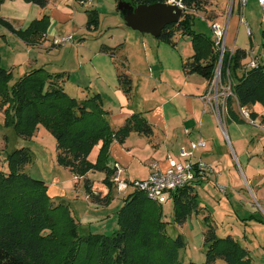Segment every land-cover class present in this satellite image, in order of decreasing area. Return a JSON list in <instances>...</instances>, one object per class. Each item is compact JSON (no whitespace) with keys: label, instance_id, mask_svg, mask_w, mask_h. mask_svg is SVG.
<instances>
[{"label":"trees","instance_id":"obj_1","mask_svg":"<svg viewBox=\"0 0 264 264\" xmlns=\"http://www.w3.org/2000/svg\"><path fill=\"white\" fill-rule=\"evenodd\" d=\"M3 0H0V4ZM45 8L47 0H23ZM166 0H130V4L152 5ZM183 15L177 23L165 26L157 41L176 46L177 36H187L192 55L181 62L186 75L196 74L209 86L220 64L219 84L229 85L230 94L224 98L226 118L244 123L240 112H249L253 121L256 113L249 111L257 103L264 106V65L245 69L243 63L248 53L235 47L224 50L220 59L219 47L214 39L192 30L195 17L200 14L210 25L216 17L211 9L215 0H181ZM117 11L118 8H117ZM120 12V11H119ZM123 16L124 13L120 12ZM86 28L98 27L96 10L86 11ZM0 25L12 31L30 46L47 41L49 17L43 14L24 29H14L0 17ZM119 47L101 44L99 53L115 56ZM119 90L126 98L132 92L128 74L115 63ZM64 72H50L43 67L30 68L12 83V72L0 63V113L3 125L16 136L31 138L38 128H45L55 140L56 162L72 175L83 178L90 171H102L104 183L111 190L113 168L109 166V147L114 141L123 142L130 132L150 137L152 126L140 114L133 113L118 129H113L106 116L98 93L78 100L64 90ZM264 122V119H262ZM99 144L94 162L88 160L91 150ZM7 171L0 170V264H180L178 251L185 246L180 234L166 233L167 222L162 219L160 205L140 191L123 196L116 210L118 229L111 235L78 234V226L67 206L54 204L47 194L46 183L31 178L23 168L31 162L27 149L10 151L6 158ZM200 171H195L194 181L170 192L173 201L174 221L183 225L192 213L203 212L205 229L203 244L205 261L201 264H251L249 251L231 235L218 237L215 224L205 207H200L194 192ZM88 198L97 204H107L109 194L100 197L84 182ZM110 193V192H109ZM247 218L252 219L250 215ZM196 264V263H188Z\"/></svg>","mask_w":264,"mask_h":264},{"label":"rangeland","instance_id":"obj_2","mask_svg":"<svg viewBox=\"0 0 264 264\" xmlns=\"http://www.w3.org/2000/svg\"><path fill=\"white\" fill-rule=\"evenodd\" d=\"M47 1V8L43 14L49 17V24L51 16L56 22L53 38L71 35L72 40L56 46L52 44L53 38H48L44 45L51 49L45 50L42 46L34 48L35 51L31 54L32 59L37 58L38 65L45 64L44 68L48 71L64 72L68 76L64 83V90L69 96L82 100L98 93L104 109L108 112L106 118L113 127L123 122L124 119L118 116L122 110L125 112L142 111L146 119L153 116L156 109H160L159 105L163 104L171 94V89L167 87L170 83L173 84V89L179 90L180 94L184 95L183 97L186 95L202 96L207 90L211 109L208 104L203 106V102L198 101L197 111L207 113L205 119H208L210 123H215L220 135L225 139L226 151L232 159L231 166H226L216 181L214 175L210 177L211 188L207 187L210 197L204 194L207 188L203 190L202 186H197V201L206 206V210L215 220V232L218 237L234 235V239L249 251L251 264H264V207L262 205L261 208L260 201L250 194V192L254 193L255 183L264 174V131L259 127L264 119V106L257 103L249 110L256 113L254 123L238 124L223 119L225 117L224 98L228 94V86L219 84L221 66L218 71L216 69L215 78L209 86L203 78L196 74L186 75L181 68V62L193 53L190 39L187 36H177L176 46L171 47L157 41L149 34L128 28L121 11H117V5L120 2L131 5L130 0ZM222 4L220 3V8L217 9L220 14L218 22L225 23V19L231 15V24L234 28L232 40L236 47L247 51L248 56L243 62L247 64L251 56L264 51V0L262 4L258 0H247L241 9L239 4L235 3L231 14H228L229 8L222 7ZM13 5L14 2L8 6L6 11L3 9L2 15L10 13L9 23L15 28L24 29L28 22L18 26L20 19L14 15ZM31 7L32 10L27 17L29 20L34 19L35 14L42 10L36 5ZM93 9L97 12L98 27L95 30H89L85 26L86 11ZM2 15L0 13V17ZM192 30L213 38L209 21L200 14L195 17ZM231 32L227 35L228 44ZM3 35L7 36L6 39ZM13 40L17 41L18 46L28 45L12 31L0 25V63L2 67L9 68L8 70L12 72L10 83L28 68L22 59V57L28 58L24 55V51L18 49L12 55L10 47H14L16 43ZM101 44L119 48L115 56L111 57L99 53ZM223 45L224 49L233 50V47L227 48L225 43ZM115 63L121 66V70L128 74L132 81V92L129 98H126L118 88ZM201 99L204 101L206 97L202 96ZM171 101L174 102L175 99ZM170 107L166 105L165 109H168L166 112L170 111ZM234 108L239 113L235 105ZM180 114L183 113L180 112ZM199 120L200 116H197V123ZM211 134L217 135L215 131ZM3 135L6 136V141ZM215 137L214 141L218 142V136ZM18 148L27 149L31 156V162L23 168V171L31 178L46 183L50 200L56 205H70L71 209L78 210L75 220L78 234L86 235L90 231L97 232L92 230L100 228L105 235H111L118 229L114 212L122 205L123 196L118 193L114 185L109 190L104 183L105 174L102 171H90L87 177L76 181L71 172L57 164L55 140L45 128L38 126L33 136L28 139L18 137L11 128L3 125V116L0 113L1 171H7L5 160L7 154ZM96 155L97 146L89 153V160L93 161ZM121 170L122 178H124V171ZM127 171L130 176L137 177H143L147 173V169L139 164L130 166ZM86 178L95 194L100 193L103 197L109 194L110 202L103 208L104 214H100L103 212L101 208L93 209V204L84 200ZM215 185L219 187L216 188ZM156 201L160 205L162 219L168 224L166 233L171 237L180 234L185 242L184 248L178 251V262L180 264L203 263L206 252V246L203 244V231L206 228L203 212L192 213L180 226L174 221L173 201L170 193H162ZM249 206L255 209L252 214L254 218L244 219L243 213L248 212ZM85 216L86 219L98 217L99 220L81 225L79 219ZM85 229L86 232L83 231ZM218 264L221 262L219 261Z\"/></svg>","mask_w":264,"mask_h":264},{"label":"crops","instance_id":"obj_3","mask_svg":"<svg viewBox=\"0 0 264 264\" xmlns=\"http://www.w3.org/2000/svg\"><path fill=\"white\" fill-rule=\"evenodd\" d=\"M76 1H79V0H76ZM12 2H14L13 6L15 7V10L13 11V13L15 16L17 15V17L20 19L18 21L19 22L18 26H21L22 24H25L27 22H28L27 23V25H28L29 22H31L32 20L40 18L43 15V13H45V10L47 8V5H46V7L43 8L42 10L38 11L37 13L35 12L36 13L35 18L29 20V18H27V17L32 10L31 6H34V4L25 3L23 0H3L2 3L0 4L1 15L3 13V9L6 11L8 6L11 5ZM220 3H223L222 7L227 6V8H229L228 14H231L233 12L235 3L239 4V0H215L214 5L211 7V9H213L215 11V15H216V17L212 20L213 23H219L218 21L220 19V14L218 13L217 9L220 8ZM238 6H240V4ZM7 13H9V12L7 11ZM9 14L2 15L1 17L6 19L9 22V20H10ZM55 23H56L55 20L51 16L50 17V24H49V27H48L47 32H46V37L49 39H52L53 35H55V30H54ZM220 26L223 27V29H224V40L223 41H224L226 47L227 48H232V47L235 48L236 46L234 45V40H232L234 28L231 24V15L230 16L228 15V17L225 19V23H221ZM14 29H20V28L14 27ZM231 30H232V32H231ZM229 32H231V33L229 36V44H228L226 41H227V35L229 34ZM8 36H10V35H8ZM3 37H4V39H6L7 36L3 35ZM13 41H15V40H13ZM231 41H232V43H231ZM15 42H16L15 46L10 47L11 53H13L12 55H14V53H16L19 49L21 51H24V55L28 56L27 59L26 58L24 59V57H22L23 61L26 63L25 65H27V67H28L24 72H26L30 68H34V67H43V68L45 67L44 66L45 64H43V63L38 65L37 58L32 59V56H31V54L34 53V51H35L34 48H36V47L42 46V47H44L45 50L51 49V48H49V46L44 45L45 41L43 43L37 45V46H28V45L18 46L17 41H15ZM262 53H264V51L259 52L258 55H260ZM258 55H256V56H258ZM4 68H6V67H4ZM7 69H9V68H7ZM49 71L55 72L54 70L53 71L49 70ZM172 85L173 84H171V83L167 85V87L169 89H171V94L169 95L168 99L163 102V104L159 105L160 109H156V113H154L153 116L151 115V117L146 119L143 116V114L141 113L142 111L125 112L124 110H122V112H120V114L118 116H121V118L124 120L121 123V125H117L116 127H113L112 125H110V126H112V128L114 130L118 129L120 126H122L124 124L125 120L129 116H131L133 113H138L147 122H149L151 124L152 129H153V133L150 137H145V136L139 135L136 132H130L128 134V136H126V138L123 140V142H118V141L112 142V144L109 147V166L113 167V165H115V164L118 165L121 169H123L124 178L127 180L128 179L129 180H143L151 173L153 168L159 169V170H164L169 166V163L171 161H180L181 160L179 157V150L180 149L190 151V143L191 142L201 141L204 143V145L199 147V148H196L193 151V161L194 162H197V161L202 162L206 166L207 170L206 171L202 170L199 173L200 177L197 180V184L195 186L196 188H194V192H195L196 198H197L198 197V190H197L198 187L202 186L203 190H205L207 187L211 188V186L209 185L210 177H212L214 175L215 176L214 180L216 181V178L218 176H220V173H222L224 171L225 167L231 166L230 162H231L232 158L230 157V155H228V153L226 151V145H225V141H224L225 139L223 138L222 135H220L218 128L215 125V123H210L208 119H205V116L207 115V113H205L203 111H202V113L200 111L198 113V111H197V109H199L198 101H202L203 106L208 104L210 106V109H211V103L208 101L207 90L205 91V95H202V96L206 97L207 101L204 100V101H206V103H205L202 99L200 100V97H202V96H199V95L198 96L186 95L185 97H183L184 95L182 96L180 94L179 90L173 89ZM171 99H175V101L173 102V101H171ZM203 99H205V98H203ZM166 105L171 106L169 112H166V110L168 111V109H165ZM180 112H182L183 114H180ZM175 113H177L180 116L179 117H178V115L176 116ZM197 116H200V120L198 123L196 121ZM224 118H225V120H227L226 115H225V117H223V119ZM255 119L252 122H249L246 120H244V121L249 122V123H254ZM240 124H242V123H240ZM259 127H261L262 131H264V122L260 123ZM156 131H157V134H156ZM213 131H215V133L217 135L213 136L211 134V133H213ZM158 132H159V135H158ZM215 136H218V138H219L218 142L214 141V139L216 138ZM3 139L6 141L5 135H3ZM216 143H219V145H216ZM4 145L6 146V144H4ZM96 146H97V152H98L99 144ZM222 150H223V152H222ZM88 160H89V157H88ZM94 160L93 161L89 160V161L94 162ZM135 164H139L143 168L147 169V173L145 176H143V177L130 176L127 169L132 165L134 166ZM85 177H87V176H85ZM255 177H257V176H255ZM74 179H76V181H79L80 177L74 176ZM254 179L255 178H253V180ZM215 187L218 188L219 186L215 185ZM209 188L206 189V191H205L206 193L204 192V194H206L205 196L210 197V194H209L210 192H208ZM98 194L100 195V197H103L100 193H98ZM250 194L254 199L257 198L260 201V204H261L260 207L261 208H262V205L264 207V174L261 175L260 179L255 183L254 193L250 192ZM83 196H84V200L86 202H88L91 205L93 204L92 205L93 209L94 208H101V210L103 211V208L107 205V204L93 203L88 198V195L86 194L85 191L83 193ZM204 201H205V199H204ZM198 204L200 207L206 208V206H204L203 204H201V203H198ZM67 207L70 211L71 216L76 220L77 219L76 213L78 210L73 209V208L71 209L70 205H67ZM88 209H91V208L88 207ZM254 211H255V209L253 207L249 206L248 212L245 211L243 213V218L245 219L248 216L252 215ZM104 213L105 212L103 211L100 214H104ZM114 213H116V212H114ZM98 220H99L98 217H88V219H86V216L83 219L82 218L79 219V221H81V225L83 223H86V222L92 223V221H98ZM211 220L215 224V222H214L215 220L212 217H211ZM88 229H89V227H88ZM90 229H91V227H90ZM97 229L98 230H92V231H97V232H91L90 231L88 233L89 234H104L100 228H97ZM83 231L86 232V229ZM215 231H216V226H215ZM229 235H231L234 238V235H232V234H229Z\"/></svg>","mask_w":264,"mask_h":264},{"label":"built area","instance_id":"obj_4","mask_svg":"<svg viewBox=\"0 0 264 264\" xmlns=\"http://www.w3.org/2000/svg\"><path fill=\"white\" fill-rule=\"evenodd\" d=\"M247 0H239L240 9L244 7ZM260 4L263 3V0H258ZM166 4L177 6L180 9H183V5L181 0H166ZM241 21V19H240ZM211 26L213 39L216 45L219 47V55L220 59L224 53V29L217 24L213 23ZM249 34V30H247ZM72 40L71 35L54 37L52 40V44L56 46L63 45L65 43H69ZM232 52V50H230ZM259 65H264V53L258 56H251L250 60L247 64H245V69H253L257 68ZM220 68V64L217 67V71ZM228 94L229 85L227 87ZM240 116L252 122L249 118V112L244 109H240ZM204 143L201 141L191 142L190 143V151H186L184 149L179 150L180 161H171L169 166L164 170L153 169L151 173L143 180H127L122 178L121 168L118 165H113V174L111 177V182L117 189L118 193L122 196L132 192V191H140L142 192L147 199L156 201L162 193H170L179 188H182L186 184L195 179V171H206V166L200 162L193 161V151L203 146Z\"/></svg>","mask_w":264,"mask_h":264},{"label":"water","instance_id":"obj_5","mask_svg":"<svg viewBox=\"0 0 264 264\" xmlns=\"http://www.w3.org/2000/svg\"><path fill=\"white\" fill-rule=\"evenodd\" d=\"M117 8L124 13L123 19L128 28L153 38H157L165 26L177 23L183 15L182 9L166 3L133 7L120 2Z\"/></svg>","mask_w":264,"mask_h":264}]
</instances>
